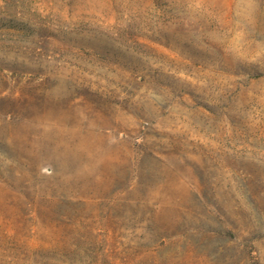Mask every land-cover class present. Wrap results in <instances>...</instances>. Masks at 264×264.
Listing matches in <instances>:
<instances>
[{"label": "rangeland", "instance_id": "1", "mask_svg": "<svg viewBox=\"0 0 264 264\" xmlns=\"http://www.w3.org/2000/svg\"><path fill=\"white\" fill-rule=\"evenodd\" d=\"M0 264H264V0H0Z\"/></svg>", "mask_w": 264, "mask_h": 264}]
</instances>
